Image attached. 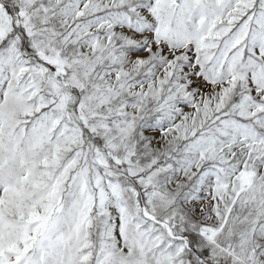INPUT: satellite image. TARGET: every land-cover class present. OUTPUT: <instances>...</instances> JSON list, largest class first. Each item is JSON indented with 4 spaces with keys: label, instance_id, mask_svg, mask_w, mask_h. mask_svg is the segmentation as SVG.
I'll return each mask as SVG.
<instances>
[{
    "label": "snow or ice",
    "instance_id": "obj_1",
    "mask_svg": "<svg viewBox=\"0 0 264 264\" xmlns=\"http://www.w3.org/2000/svg\"><path fill=\"white\" fill-rule=\"evenodd\" d=\"M0 264H264V0H0Z\"/></svg>",
    "mask_w": 264,
    "mask_h": 264
}]
</instances>
